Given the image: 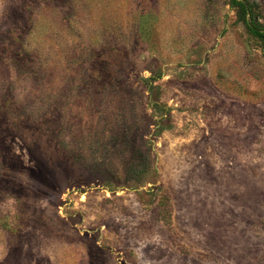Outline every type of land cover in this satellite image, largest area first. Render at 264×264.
<instances>
[{"label":"rangeland","instance_id":"374dc122","mask_svg":"<svg viewBox=\"0 0 264 264\" xmlns=\"http://www.w3.org/2000/svg\"><path fill=\"white\" fill-rule=\"evenodd\" d=\"M0 264H264V0H0Z\"/></svg>","mask_w":264,"mask_h":264},{"label":"trees","instance_id":"16d2710c","mask_svg":"<svg viewBox=\"0 0 264 264\" xmlns=\"http://www.w3.org/2000/svg\"><path fill=\"white\" fill-rule=\"evenodd\" d=\"M234 1H236V0H234ZM242 1V0H241ZM238 8H239V12H240V14H242V16H245L246 14L245 13H247L246 12V8H245V5L244 6H242V4L240 3V5H238ZM245 19V18H244Z\"/></svg>","mask_w":264,"mask_h":264}]
</instances>
